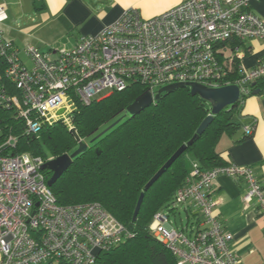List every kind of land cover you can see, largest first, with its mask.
Here are the masks:
<instances>
[{"label": "built area", "instance_id": "built-area-1", "mask_svg": "<svg viewBox=\"0 0 264 264\" xmlns=\"http://www.w3.org/2000/svg\"><path fill=\"white\" fill-rule=\"evenodd\" d=\"M250 1L183 0L150 19L129 9L99 33L58 49L53 59L26 46L22 52L29 68L0 28V106L12 105L26 131L36 134L44 123L68 124L76 100L89 104L133 83L152 97L172 84L235 85L243 104L251 84L264 77V62L248 71L238 67L239 77L230 71L231 61L241 57L239 45L264 42V20L250 10ZM5 19L0 6V24ZM5 82L15 86L19 98L8 93ZM61 109L64 114L56 116ZM244 130L248 133L250 127ZM15 145L12 135L0 143V264H95L99 253L126 239L123 225L100 204H58L41 169L46 161L11 154ZM222 175L246 184L242 202H254L264 220V190L252 168L226 164L201 170L193 163L176 202L196 209L199 223L178 230L166 213H156L149 224L177 264H240L233 237L223 230L214 214L216 203L208 196L213 180Z\"/></svg>", "mask_w": 264, "mask_h": 264}, {"label": "trees", "instance_id": "trees-1", "mask_svg": "<svg viewBox=\"0 0 264 264\" xmlns=\"http://www.w3.org/2000/svg\"><path fill=\"white\" fill-rule=\"evenodd\" d=\"M238 67V60L231 61L233 77H239ZM5 84L8 93L19 98L15 86ZM255 84L262 88L264 77ZM146 91L141 84L133 83L89 104L76 100L68 124L62 120L44 123L36 134L26 131L24 120L12 105L0 106V143L9 135L16 138L11 154L28 153L43 161L70 155L78 147L71 129L82 143L88 144L50 189L60 205L100 204L125 228L126 239L110 251L99 253L95 264H177L170 251L153 236L149 224L156 213L170 217L184 207L177 204L176 193L191 177L193 163L201 170L227 164L216 153L215 146L222 134H232L242 127L238 122L243 107L240 101L214 116L202 135L144 193L137 218L133 220L145 185L179 147L187 144L210 114L204 100L192 96L188 87H180L163 94L138 115L114 124L124 109ZM248 127V133L244 130L245 139L252 135L253 126ZM44 173L49 179L51 173ZM186 228L187 225L181 230Z\"/></svg>", "mask_w": 264, "mask_h": 264}, {"label": "crops", "instance_id": "crops-1", "mask_svg": "<svg viewBox=\"0 0 264 264\" xmlns=\"http://www.w3.org/2000/svg\"><path fill=\"white\" fill-rule=\"evenodd\" d=\"M182 1L18 0L21 12L17 14L28 17V23L19 26L15 15L11 14L10 0H0L6 14L0 28L4 38L20 50V61L29 68L31 64L22 52L26 46H32L53 59L58 49L71 48L81 37L99 33L129 9H135L142 18L150 19ZM250 10L264 20V0H251ZM229 52L225 51L224 57ZM239 52L238 65L245 71L264 62L263 41H245L239 45ZM254 89H258V93L245 99L238 115L242 127L232 134H222L215 151L227 164L252 168L264 190V86ZM250 125L253 126L252 135L245 139L244 129ZM245 192L243 181L222 175L213 180L208 196L216 203L214 214L223 230L233 237L232 247L240 264H264V220L258 215L254 202L248 205L242 202ZM179 211L186 217L187 228L199 223V212L191 205L181 207Z\"/></svg>", "mask_w": 264, "mask_h": 264}, {"label": "water", "instance_id": "water-1", "mask_svg": "<svg viewBox=\"0 0 264 264\" xmlns=\"http://www.w3.org/2000/svg\"><path fill=\"white\" fill-rule=\"evenodd\" d=\"M255 83L251 84V87H255ZM180 87H188L190 90V94L192 96H198L202 100H204L210 108V114L202 121V123L199 125V127L196 130L195 135L187 142V144L182 145L179 147L176 152L167 160V162L159 169V171L150 179V181L145 185L143 188V192L140 194L134 213H133V220H136L137 215L139 213L144 193L164 174V172L170 168V166L174 163V161L182 155L186 149L191 146L200 135L205 131V129L208 127V125L213 120L214 116L218 115L222 110L232 107L239 98V89L235 85H229L224 86L220 88H207L205 86L199 85V84H172L167 85L165 87L160 88L157 93L152 97V95L148 92L144 93L142 96H140L138 99H136L134 102H132L130 105H128L124 109V114L122 117L116 121L114 124L119 122L120 120L124 118H132L148 107H150L152 104L156 103L160 96L163 94L171 93L177 88ZM258 93V89H253L252 95H255ZM65 110L61 109L57 111L56 116L60 117L64 114ZM114 124H112L110 127H112ZM109 127V128H110ZM71 132L75 135L76 141L78 143L77 149L72 154H63L61 156H58L56 158H52L48 161H46L41 169L45 170L49 173H51L50 178L47 180V185L51 187L56 180L61 177L64 172L67 171L69 166L71 165L72 159L75 158L78 154L84 152L88 146L87 143H82L80 139L76 136L74 129H71Z\"/></svg>", "mask_w": 264, "mask_h": 264}, {"label": "rangeland", "instance_id": "rangeland-1", "mask_svg": "<svg viewBox=\"0 0 264 264\" xmlns=\"http://www.w3.org/2000/svg\"><path fill=\"white\" fill-rule=\"evenodd\" d=\"M10 2H11V6H9L10 7V10L12 11V15L14 14L15 15V18H16V22L18 23V25L19 26H23V25H25V24H27L28 23V17H27V15H25V16H23L22 14H17V13H19V12H21L20 11V6H21V4L19 3L18 4V0H10ZM15 2V3H14ZM19 16H21V18H19L18 19V17ZM40 33H41V31H40ZM39 33V34H40ZM41 37V36H40ZM241 50V49H240ZM229 54H230V52H229ZM158 89H156V91H157ZM111 93L110 92H105V93H102V94H100V95H98V96H96L95 98H94V100H100V99H103V98H105V97H107L108 95H110ZM66 117H68V115L66 114ZM50 159H52V158H50ZM49 159V160H50ZM169 221L171 222V224H172V226L175 228V229H178V230H180L181 228H183V227H185L186 225H187V220H186V217H185V215H184V213H182V212H178V213H175L174 215H171L170 217H169Z\"/></svg>", "mask_w": 264, "mask_h": 264}]
</instances>
